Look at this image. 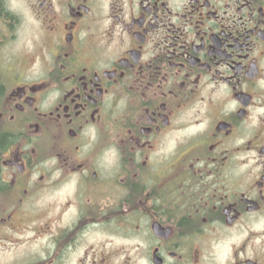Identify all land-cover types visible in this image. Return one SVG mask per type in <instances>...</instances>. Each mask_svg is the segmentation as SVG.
Returning <instances> with one entry per match:
<instances>
[{"label":"flooded vegetation","instance_id":"1","mask_svg":"<svg viewBox=\"0 0 264 264\" xmlns=\"http://www.w3.org/2000/svg\"><path fill=\"white\" fill-rule=\"evenodd\" d=\"M0 264H264V0H0Z\"/></svg>","mask_w":264,"mask_h":264},{"label":"rangeland","instance_id":"2","mask_svg":"<svg viewBox=\"0 0 264 264\" xmlns=\"http://www.w3.org/2000/svg\"><path fill=\"white\" fill-rule=\"evenodd\" d=\"M98 234H104V233L103 232H97L96 235H98Z\"/></svg>","mask_w":264,"mask_h":264}]
</instances>
